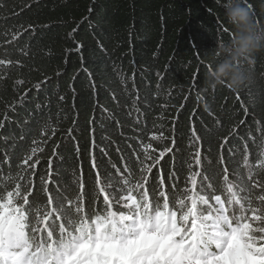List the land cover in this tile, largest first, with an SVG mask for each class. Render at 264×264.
Returning a JSON list of instances; mask_svg holds the SVG:
<instances>
[{
    "label": "trees",
    "instance_id": "obj_1",
    "mask_svg": "<svg viewBox=\"0 0 264 264\" xmlns=\"http://www.w3.org/2000/svg\"><path fill=\"white\" fill-rule=\"evenodd\" d=\"M244 3L251 5L256 24L264 28V0ZM14 32L22 35L13 40ZM233 33L216 0H0V58L23 65L0 68V121L5 124L0 130V160L6 150L16 165L30 150L32 138L42 139L46 124L51 129L43 151L37 153V187L56 145L62 158H54L53 164L69 182L73 169L83 170L85 178L94 175L90 153L106 166H120L117 147L131 155L127 140L140 150L135 137L152 143L156 155L172 147L174 139L176 167L183 178L187 168L181 167L179 157L193 150L192 130L203 138L202 154L213 160L218 159L223 137H229L225 155L230 145L243 148L244 141L231 134L233 128L245 139L251 132L256 143L247 139L248 155L254 160L260 135L255 121L264 127V52L243 65L251 73L243 88L209 90L205 85L208 69L219 62V44ZM77 43L83 45L79 52ZM21 48L28 55L21 54ZM28 131L31 136L19 139ZM161 134L166 139L161 140ZM93 140L108 146L107 156L93 148ZM233 150L231 159L240 161L241 151ZM171 158L167 153L160 161L165 174ZM3 168L7 172L9 165Z\"/></svg>",
    "mask_w": 264,
    "mask_h": 264
},
{
    "label": "snow or ice",
    "instance_id": "obj_2",
    "mask_svg": "<svg viewBox=\"0 0 264 264\" xmlns=\"http://www.w3.org/2000/svg\"><path fill=\"white\" fill-rule=\"evenodd\" d=\"M20 35L14 32L12 39ZM82 47L77 43L75 50ZM19 51L28 55L24 48ZM13 64L23 67L20 61L0 58V68ZM35 88L39 91L41 83ZM255 123L260 135L254 160L248 155L247 139L256 143L251 132L245 139L233 128L231 134L244 141L243 148L230 145L225 155L229 137H223L213 160L202 154L203 138L192 130L193 150L179 157L181 167L187 168L183 178L176 167L174 139L172 147L156 155L152 143L135 137L140 150L127 140L131 155L117 147L120 166H106L90 153L94 175L85 178L83 170L73 169L69 182L53 164L54 158H62L56 145L37 187V153L51 129L46 124L42 139L32 138L30 150L16 165L6 150L0 160V264H264V127ZM4 126L0 121V130ZM31 135L22 132L19 139ZM160 139L166 138L161 134ZM93 148L108 155V146L95 140ZM234 148L241 151L240 161L231 159ZM76 151L79 159L81 150ZM167 153H172V163L165 174L160 161Z\"/></svg>",
    "mask_w": 264,
    "mask_h": 264
},
{
    "label": "clouds",
    "instance_id": "obj_3",
    "mask_svg": "<svg viewBox=\"0 0 264 264\" xmlns=\"http://www.w3.org/2000/svg\"><path fill=\"white\" fill-rule=\"evenodd\" d=\"M224 8L225 19L234 28L232 38L221 43L215 52L219 62L209 68L205 85L209 90L226 86L233 91L243 88L251 79L245 71V62H251L256 53L264 52V28L257 25L244 0H216Z\"/></svg>",
    "mask_w": 264,
    "mask_h": 264
}]
</instances>
